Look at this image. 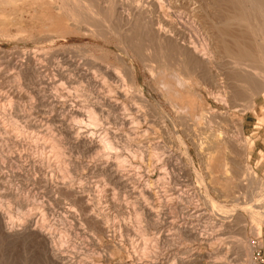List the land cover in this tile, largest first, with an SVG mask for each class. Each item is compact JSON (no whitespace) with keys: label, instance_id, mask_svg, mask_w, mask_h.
I'll return each mask as SVG.
<instances>
[{"label":"rangeland","instance_id":"rangeland-1","mask_svg":"<svg viewBox=\"0 0 264 264\" xmlns=\"http://www.w3.org/2000/svg\"><path fill=\"white\" fill-rule=\"evenodd\" d=\"M22 2L0 0L9 225L35 218L62 264H250V239L264 243V60L231 63L215 31L223 0ZM242 17L231 27L264 56L261 20ZM28 55L34 72L21 70ZM36 232L10 236L0 220V264H57Z\"/></svg>","mask_w":264,"mask_h":264},{"label":"bare ground","instance_id":"bare-ground-1","mask_svg":"<svg viewBox=\"0 0 264 264\" xmlns=\"http://www.w3.org/2000/svg\"><path fill=\"white\" fill-rule=\"evenodd\" d=\"M11 1H13V2H15L16 3V10H18L17 8H19V7H17L18 6V4L20 3V2H22V0H11ZM27 1V0H26ZM36 1V0H35ZM57 1V0H56ZM77 1V0H76ZM221 1V0H220ZM139 2V1H138ZM160 2V1H159ZM172 2V1H171ZM197 2V1H196ZM23 3V2H22ZM149 3V2H148ZM198 3V2H197ZM223 3H225L227 6V9L231 12H229L227 9L225 10V12L226 13H223L224 11H222V21H221V25H215V31L217 30V32H218V34L220 35H217V36H219V38H220V40H218V41H220L221 42V44L223 45V49H225V51L227 52L226 54H227V56L231 59V63H233V62H236V63H239V64H245V61H256V60H260V58H261V60L263 59L264 60V56H262L261 55V53H263L262 52V50L259 48L260 46L259 45H257V43H255V40L254 39H252L250 36H248V31L247 30H243L242 29V27H240L241 29L240 30H235V28L233 29L231 26L233 25L232 23H233V21H234V23L236 22L235 20H240V21H244V19L245 18H243L242 16H244V15H250L251 14V16H253V17H255V19L257 18V19H260L261 20V23H262V25H261V23H258V24H260V26H263L262 28L260 27V26H258V25H256V26H258V27H260V28H258V29H260V30H263V28H264V0H223ZM21 4V3H20ZM27 4V3H26ZM35 4V3H34ZM38 4V3H37ZM25 5V4H24ZM22 6V5H21ZM86 6V5H85ZM169 6V5H168ZM194 5H192V7H193ZM177 7V6H176ZM193 8H195V7H193ZM19 9H21V7L19 8ZM23 9V8H22ZM196 9V8H195ZM192 10V9H191ZM197 10V9H196ZM19 11V10H18ZM22 11V10H21ZM227 11L229 12V13H227ZM20 12V11H19ZM182 12V11H181ZM194 13V12H193ZM196 13V12H195ZM207 14H208V12H207ZM71 15H72V13H71ZM194 15V14H193ZM196 15V14H195ZM220 15V16H221ZM99 17V16H98ZM20 19V18H19ZM250 19V18H249ZM185 22V21H184ZM230 22H232V23H230ZM250 22V21H249ZM17 23H19V22H16V25H17ZM22 23V22H21ZM20 23V24H21ZM241 22H239V24H240ZM159 24V23H158ZM230 24V25H229ZM18 26V25H17ZM22 24H21V26H19L18 28L20 29V32H22ZM249 27H251V26H249ZM24 28V27H23ZM252 28V27H251ZM256 28V27H255ZM160 29V28H159ZM248 29V28H247ZM257 29V28H256ZM253 31L252 32H254V30L255 29H252ZM250 32H251V30H250ZM255 33H256V31H255ZM260 33L261 34H263L264 32H262V31H260ZM252 34V33H251ZM256 34H258V33H256ZM231 36V38H232V40H228L227 39V37H230ZM259 37V36H258ZM218 38V37H217ZM264 38V35H263V37L261 38V39H263ZM252 39V40H251ZM259 39V38H258ZM257 39V40H258ZM254 40V41H253ZM263 40H261V42H262ZM205 42V41H204ZM220 42H218L219 43V45H220ZM256 44V45H255ZM206 46H207V44H206ZM257 46V47H256ZM259 46V47H258ZM263 46V45H262ZM194 47V46H193ZM209 47V46H208ZM207 47V48H208ZM206 48V49H207ZM194 51H196L197 53L198 52H200V49H199V51L197 50L198 48H197V46L195 45V47H194ZM204 49V48H203ZM210 48H208V50H209ZM204 51L203 53L201 52V56H203V58L205 59H207V58H209V52L211 53V55H213L212 53V51ZM214 50V49H213ZM257 53H255V52ZM221 52V51H220ZM28 54V53H27ZM36 54V53H35ZM33 55V54H32ZM257 55H259L258 57H257ZM226 56V57H227ZM28 57V61H27V65H26V67H23L24 66V64L22 63L21 64V66L19 65V62H15L16 63V66L18 65V66H20L21 67V70H26V71H32V72H34L35 70H37L36 69V66H34L33 65V58L34 57H31L30 55H28L27 56ZM213 57V56H212ZM211 58V57H210ZM228 58V59H229ZM259 58V59H258ZM229 59V60H230ZM211 60V59H210ZM257 62V61H256ZM258 63H260V62H258ZM226 64V63H225ZM250 64V63H249ZM248 64V65H249ZM257 64V63H256ZM246 65H247V63H246ZM249 66H251V65H249ZM254 66L255 67H253V65H252V67H253V69H254V71L256 72V70H258V69H260L258 66H256L255 65V63H254ZM1 70V69H0ZM263 70V69H262ZM260 71V70H259ZM257 73V72H256ZM259 73V72H258ZM261 73H262V71H261ZM261 73H259V74H261ZM263 75H264V73H263ZM261 76H262V74H261ZM124 77V76H123ZM118 79V78H117ZM262 79H263V81H264V77L262 76ZM118 81V80H117ZM116 85V84H115ZM249 85V84H248ZM97 86V85H96ZM247 87V86H246ZM124 90V89H123ZM122 90V91H123ZM119 91H121V90H119ZM121 91V92H122ZM125 91V90H124ZM259 91V90H258ZM4 92V91H3ZM126 92V93H125ZM125 92H123L124 93V95H126V96H128L129 94H128V90L127 91H125ZM123 93H122V95H123ZM6 94H8L7 92L6 93H2V92H0V101H4V104L7 102V101H5V100H8L7 98H9L8 96H10L11 94L9 93L8 95H6ZM128 94V95H127ZM22 95V94H21ZM123 95V96H124ZM143 95V94H142ZM137 96V95H136ZM145 98V97H144ZM110 102V101H109ZM3 103V102H2ZM117 103V102H116ZM3 106V105H2ZM80 107V106H79ZM79 107H72L71 109H70V112L72 113V115L74 114L75 116H74V118L75 117H79L80 115L82 116V114H84L83 112H84V108L83 109H81V107L79 108ZM117 107V106H116ZM4 108V107H3ZM0 109H1V107H0ZM69 109V108H68ZM89 111V114H90V120H91V122L92 123H94V124H97L96 122L97 121H101L100 120V118H98V116L96 115V112L95 111H93L92 110V108L90 109V110H88ZM263 111H264V109H263ZM128 113V112H127ZM69 114V113H68ZM98 114V113H97ZM141 116V115H140ZM63 117V116H62ZM137 119V118H136ZM261 121V120H260ZM264 121V120H263ZM149 122V121H148ZM74 123V122H73ZM260 126V125H259ZM69 131H73V128H71ZM107 135V134H106ZM101 137V136H100ZM111 137H108V136H102L101 138H99V140H97V139H95L94 137H91V136H84L83 137V144L86 146V147H88V148H90V149H94L95 151H99V150H101V148H102V146L104 147V146H106V147H109L108 149H110V147L111 148H113L112 146V144H113V141H111V139H110ZM207 142V141H206ZM205 142V143H206ZM201 147V146H200ZM115 148V147H114ZM103 149H105V148H103ZM93 150V151H94ZM110 150H112V149H110ZM187 153V152H186ZM152 153H150V155H151ZM171 154V153H170ZM189 155V154H188ZM188 155H187V157H188ZM152 156V155H151ZM152 158V157H151ZM190 159V158H189ZM119 161V160H118ZM216 164V163H215ZM166 165V164H165ZM219 165V163L217 164V166ZM225 165H226V163H225ZM108 166H110V164H108ZM114 166V165H113ZM112 166V168H114ZM220 166H222V165H220ZM149 167V166H148ZM164 167V166H163ZM150 168V167H149ZM169 167H168V165H167V167H165V169L167 170ZM227 168V166L226 167H224L223 166V169L225 170ZM106 169V168H105ZM165 169H162L161 170V172H160V176L162 177L161 179H163V177H164V175H165V173H166V170ZM221 169V168H220ZM110 170H111V168H110ZM169 170V169H168ZM214 171V170H213ZM119 172V171H118ZM116 173V176H117V174H119V176H120V179L122 178V175L120 174V173ZM148 172H149V170H148ZM167 172H169V171H167ZM229 172V171H228ZM167 174V173H166ZM115 175V174H114ZM231 176V175H230ZM230 176H228V180H227V182H226V184H230L231 186H232V184L231 183H233V181L235 180V179H237V178H232V177H230ZM137 178V177H136ZM124 179H126V178H124ZM128 179V178H127ZM164 180V179H163ZM127 181V180H126ZM135 182V181H134ZM237 182V181H236ZM126 183V182H125ZM238 183V182H237ZM129 184V183H128ZM134 184V183H133ZM156 184V183H155ZM164 184V183H163ZM127 185V184H126ZM180 185V184H179ZM185 185V184H184ZM152 186V185H151ZM182 185H180L179 186V189H180V187H181ZM135 187H136V185H135ZM135 187H134V189H135ZM160 187V186H159ZM178 187V186H177ZM227 187H229L228 185H227ZM137 188V187H136ZM152 189V188H151ZM150 189V190H151ZM172 189V188H171ZM177 189V188H176ZM185 189V188H184ZM130 190V189H129ZM150 190L148 189V188H146V189H143V191L142 192H140V194H142V193H151L150 192ZM153 190V189H152ZM157 191V190H156ZM177 191V190H176ZM125 192V191H124ZM132 192V191H131ZM135 192H136V190H135ZM137 193V192H136ZM144 193V194H145ZM138 194V193H137ZM143 194V195H144ZM153 194V193H152ZM168 194V193H167ZM170 194V193H169ZM151 195V194H150ZM181 195V194H180ZM135 196H137V195H135ZM185 196V195H184ZM143 199V198H142ZM162 199V198H161ZM138 200V199H137ZM109 202H110V200H109ZM147 202H149V201H147ZM180 202V201H179ZM184 202V201H183ZM147 204V203H146ZM190 204V203H189ZM188 204V205H189ZM128 206V205H127ZM187 206V205H186ZM195 206V205H194ZM147 207V206H146ZM149 207H151L150 205H149ZM184 207V206H183ZM148 208V207H147ZM148 210H150V209H148ZM151 211V210H150ZM46 212V211H45ZM204 213V212H203ZM199 214V213H198ZM7 214L5 213V211H2V210H0V220L2 221V223H3V228H5V230H6V232H8L9 233V235L10 236H12V235H22L24 232L26 233V231H28V230H30V231H32V229L33 230H38V232L40 233V235L41 236H43L44 238H45V242L47 241V243H46V245L48 244V246H49V252H47V253H49L50 255H52V257H53V259H54V261H56L55 263H57V264H62V262H63V259H65L64 258V256H63V253H61L60 251H58V250H56L54 247H53V245H52V236L49 234V232H47V230H45V228L43 227V226H40V225H35L34 226V224L33 223H35V218H33V217H31L30 219H29V221H28V223H25V224H18V225H12V226H10L9 225V222H8V220L9 219H7ZM191 218V217H190ZM10 221V220H9ZM37 223V222H36ZM39 223V222H38ZM197 223V222H196ZM13 224V223H12ZM45 224V223H44ZM34 226V227H33ZM193 229V228H192ZM192 229H190V230H192ZM131 231V230H130ZM194 229L191 231L192 233H194ZM34 232V231H33ZM38 232H36L37 234H38ZM16 237V236H15ZM47 249V248H46ZM144 252V251H143ZM148 253V252H147ZM49 255V256H50ZM147 255V254H146ZM65 263V262H64ZM68 263V262H67ZM154 263V262H153ZM155 263H157V264H162V261L160 260H158V261H156ZM164 264V263H163Z\"/></svg>","mask_w":264,"mask_h":264},{"label":"built area","instance_id":"built-area-1","mask_svg":"<svg viewBox=\"0 0 264 264\" xmlns=\"http://www.w3.org/2000/svg\"><path fill=\"white\" fill-rule=\"evenodd\" d=\"M252 248L250 264H264V243L261 239V235L252 237L249 241Z\"/></svg>","mask_w":264,"mask_h":264},{"label":"crops","instance_id":"crops-1","mask_svg":"<svg viewBox=\"0 0 264 264\" xmlns=\"http://www.w3.org/2000/svg\"><path fill=\"white\" fill-rule=\"evenodd\" d=\"M260 147H261V150L264 151V145H261Z\"/></svg>","mask_w":264,"mask_h":264}]
</instances>
